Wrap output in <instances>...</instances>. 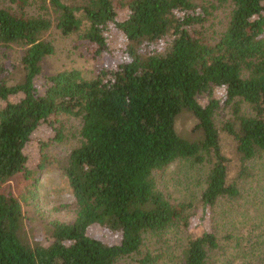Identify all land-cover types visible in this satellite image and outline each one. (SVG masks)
Segmentation results:
<instances>
[{
	"label": "trees",
	"instance_id": "trees-1",
	"mask_svg": "<svg viewBox=\"0 0 264 264\" xmlns=\"http://www.w3.org/2000/svg\"><path fill=\"white\" fill-rule=\"evenodd\" d=\"M11 1L17 9L0 6V47L22 52L11 70L0 66V264H118L138 255L135 264H161L169 254L142 256V247L150 237L167 242L174 229L188 233L180 256L172 255L178 264H213L219 237L201 225L187 232L200 217L171 202L155 175L179 159L208 164L206 212L239 196L214 116L220 105L233 106L223 131L243 162L264 152V0H38L49 18L28 14L26 0ZM120 9L128 11L122 21ZM220 9H229L226 23L213 30ZM110 25L125 35L126 46L109 47ZM53 28L78 35L95 58L119 53L121 59L93 79L72 69L39 83L43 61L55 52L47 39ZM214 88L225 90L223 101L201 103ZM183 110L198 119L201 139L178 134ZM65 116L82 122L81 144L66 167L77 218L54 222L51 242L33 246L22 237L23 205L35 194L46 157L37 170L27 148L45 125L61 141ZM93 225L120 241L90 235Z\"/></svg>",
	"mask_w": 264,
	"mask_h": 264
},
{
	"label": "rangeland",
	"instance_id": "rangeland-1",
	"mask_svg": "<svg viewBox=\"0 0 264 264\" xmlns=\"http://www.w3.org/2000/svg\"><path fill=\"white\" fill-rule=\"evenodd\" d=\"M0 6H13L17 9V4L11 0H0ZM24 9L30 15L53 17L38 0H26ZM228 14L229 9L217 11L214 18L216 26L213 30L219 29V24L226 23ZM127 16V10H119L120 21ZM105 36L111 49H119L128 44L125 35L113 25L109 26ZM47 39L53 43L55 52L43 61L39 83L43 82L44 76L72 69L82 72L86 79H93L97 76L99 68L115 66L121 59L119 53L103 54L95 58L91 52L92 47L78 35L67 37L56 28L49 32ZM21 52L17 48L5 50L0 47V66L11 70L12 63L18 61ZM224 96L223 88H214L212 96L205 94L200 96L199 100L201 103H207L210 98L223 101ZM241 108L244 114L250 113L248 105L243 104ZM233 112L232 105L222 104L215 113L214 121L220 133L222 149L231 161V175H238L240 192L238 197L225 198L219 201L214 209L205 211L201 205V197L209 173L208 164L179 159L155 175L159 190L171 202L186 205L188 213L196 212L197 219L200 217L187 232H193L196 226L201 225L219 237L220 249L212 254L213 264L259 263L264 260V152H259L254 158L244 162L235 153L232 137L223 131L226 122L233 118ZM62 120L61 141L54 140L55 131L45 125L34 133L33 143L27 148L31 163L37 170L39 168L36 164L43 155L46 157L45 168L38 170L35 194L28 204L23 205L22 237L33 246L51 242L50 235L54 222L72 223L77 218L76 199L66 176V167L70 163L72 151L81 144L82 122L79 118L69 116L63 117ZM198 122L191 111L183 110L176 119V130L186 140H199L202 138V132L196 129ZM40 143L44 144L43 154L38 153ZM89 233L106 244H116L120 241L116 233L105 231L97 225L91 226ZM187 234L183 230L174 229L165 243L150 237L140 254L144 256L148 252L155 255L166 253L169 257L161 264H178V260L172 255L180 256ZM138 258L141 256L122 260L118 264H135Z\"/></svg>",
	"mask_w": 264,
	"mask_h": 264
}]
</instances>
